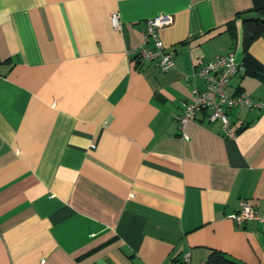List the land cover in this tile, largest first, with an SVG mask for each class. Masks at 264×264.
<instances>
[{
    "label": "crops",
    "instance_id": "obj_1",
    "mask_svg": "<svg viewBox=\"0 0 264 264\" xmlns=\"http://www.w3.org/2000/svg\"><path fill=\"white\" fill-rule=\"evenodd\" d=\"M254 1L0 0V264H264V225L230 217L264 214V107L228 109L232 135L176 118L196 66L241 61ZM159 12L164 70L132 58ZM247 54L226 91L264 100V29Z\"/></svg>",
    "mask_w": 264,
    "mask_h": 264
},
{
    "label": "built area",
    "instance_id": "obj_2",
    "mask_svg": "<svg viewBox=\"0 0 264 264\" xmlns=\"http://www.w3.org/2000/svg\"><path fill=\"white\" fill-rule=\"evenodd\" d=\"M171 14L159 12L145 18L142 28V42L134 50L138 60L153 62L160 70L168 68L172 64V54L164 48L158 30L161 26L170 23ZM110 22L114 28H119L117 12L110 13ZM151 41V45L147 43ZM243 69V64L234 59L232 52L215 54L211 58L200 63L191 71L192 78L200 79V83L194 82L191 87L192 99L186 103L181 112L176 116L178 128L182 130L187 120L193 119L196 112L207 109V120H218L225 135H232L229 129L227 110L233 107H264V100H254L247 93L237 91L229 93L226 86L230 75ZM236 224L248 219H257L264 225V214H258L254 205L247 199H241L238 208L230 214ZM178 264H193L188 254H183ZM203 264V263H196Z\"/></svg>",
    "mask_w": 264,
    "mask_h": 264
},
{
    "label": "trees",
    "instance_id": "obj_3",
    "mask_svg": "<svg viewBox=\"0 0 264 264\" xmlns=\"http://www.w3.org/2000/svg\"><path fill=\"white\" fill-rule=\"evenodd\" d=\"M241 13V45L243 55L241 62H248L247 46L264 29V0H256ZM229 26V22H228ZM138 63L135 56L132 57ZM203 264H241L237 261L224 258L217 250H211Z\"/></svg>",
    "mask_w": 264,
    "mask_h": 264
}]
</instances>
